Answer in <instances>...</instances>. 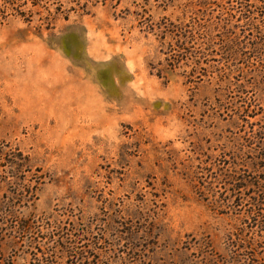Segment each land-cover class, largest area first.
I'll list each match as a JSON object with an SVG mask.
<instances>
[{"label": "rangeland", "instance_id": "rangeland-1", "mask_svg": "<svg viewBox=\"0 0 264 264\" xmlns=\"http://www.w3.org/2000/svg\"><path fill=\"white\" fill-rule=\"evenodd\" d=\"M191 1L65 3L51 25L41 5L6 10L0 139L43 177L21 215L63 231L7 232L0 264H264V48L254 56L259 34L222 0L247 56L209 54L190 80L171 69L161 30L187 23Z\"/></svg>", "mask_w": 264, "mask_h": 264}, {"label": "trees", "instance_id": "trees-1", "mask_svg": "<svg viewBox=\"0 0 264 264\" xmlns=\"http://www.w3.org/2000/svg\"><path fill=\"white\" fill-rule=\"evenodd\" d=\"M82 1L83 3L80 5ZM103 1L105 2L106 0ZM119 1L116 0L117 3ZM236 1H239L242 6L237 20L239 17H241L239 20H244V23L246 20L248 30L261 36L262 32H264V24H260L254 20L252 14L254 12H261L264 16L262 5L258 6V3L252 2V0ZM89 2L91 0H0V24L2 23L1 19L5 18V12L8 9L15 10L17 15L24 17L23 15L26 12L21 10V8L28 3H30L31 7L40 5L44 7L47 14L40 19L46 22L49 21L48 25H51L52 21L57 20L62 14H65L64 16L62 15L63 18L68 20L70 10L66 11L62 9L65 3L86 8ZM211 3L213 2L209 0H197L196 3L192 1L188 2L187 6H192L191 10L188 8V12L191 14L189 21L187 23H165L167 26L165 25L164 29L161 30L160 39L162 43L167 40V47L165 52H163L166 55L165 60L167 64L171 69L179 65L180 61L185 66H189L190 73L186 75L189 80L209 54L219 55L225 62L234 61L239 55L247 56L245 53L246 47L243 46L241 36L236 31H233L228 23L230 17L235 18L237 15L232 10H227L224 1L213 3L219 7L220 11L216 16V20H212L211 18L205 20L204 17H201L211 7ZM50 6H54V11L50 10ZM258 8L262 11H259ZM71 9L74 8L71 7ZM28 12L39 14L36 10H29ZM30 13H28L29 17H31ZM200 13L203 14L200 15ZM27 20L30 21V19ZM259 36L258 38L256 37L258 41L252 39L253 45L251 48V51L255 53L254 56L257 57L260 56L264 48V37L263 35L262 37ZM247 60L250 63V59ZM162 74L161 71L157 72L158 76H164ZM254 162L256 166H261V169L264 171V151ZM33 167L32 159L28 154L0 139V242L8 237L7 232H9L10 237L15 236L19 238L22 233L31 234L34 231L40 232L42 228L46 227L48 229L51 225L52 230L55 228V230L63 231V227L60 229L61 227L57 224L56 220L51 222L49 218H37L35 215L23 217L21 215L20 209L27 206L28 202L35 196V191L39 185L44 183L42 175L38 174L40 169L37 167L33 169ZM233 187V190L236 191H239L241 188H248L245 180L240 182L236 180ZM51 232L48 231L50 237H52ZM129 232L127 231L126 234ZM15 234H18V236ZM61 238L63 237H59L55 241L58 242L59 246H63L65 243L64 239ZM49 240L54 241L53 237ZM78 256L83 257V253H79Z\"/></svg>", "mask_w": 264, "mask_h": 264}]
</instances>
